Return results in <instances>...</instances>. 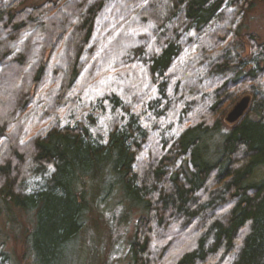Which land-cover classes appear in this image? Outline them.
<instances>
[{"label": "trees", "instance_id": "trees-1", "mask_svg": "<svg viewBox=\"0 0 264 264\" xmlns=\"http://www.w3.org/2000/svg\"><path fill=\"white\" fill-rule=\"evenodd\" d=\"M261 1L0 0V218L45 210L47 223L41 244L25 228L26 259L53 260L119 191L125 222L140 213L129 264H264V44L249 34L243 56L239 39ZM83 107L109 108L106 130ZM25 110L45 123L28 138L26 120L12 129Z\"/></svg>", "mask_w": 264, "mask_h": 264}, {"label": "rangeland", "instance_id": "rangeland-1", "mask_svg": "<svg viewBox=\"0 0 264 264\" xmlns=\"http://www.w3.org/2000/svg\"><path fill=\"white\" fill-rule=\"evenodd\" d=\"M46 1L47 0H24V2L21 3L18 8H32ZM121 3L122 1L119 2V4ZM99 30L100 26L98 27V31ZM128 34L132 35V32H129ZM249 34L258 35V42L264 44V1L258 2L256 7L251 12H249L245 18L244 26L241 29L239 37L241 41L245 42L246 48L244 52L241 51L243 56L250 55L252 51V45L248 39ZM98 35L101 38L104 37L106 35V30L102 29L101 34ZM118 37L110 39H112L111 41H114ZM59 53L60 51L56 50L54 57H57V59L60 60L63 58V54ZM184 60L185 58L182 62H184ZM261 64L263 65L264 62ZM50 76V78L45 80L46 84L44 85V93H46L47 90L51 89L52 87L57 86L56 81H58V79H54L53 77L55 76L53 75ZM85 78L81 76L80 81H83ZM148 80L149 78H147V82ZM190 82L191 81H189V84ZM102 85L106 84L102 83ZM143 88L144 90H148L149 84H144ZM75 92L82 95L84 102L92 100L95 97L94 92L91 91L89 84L86 85L84 91H81V88H75ZM169 92H172L169 94L173 95V89H171ZM35 103H38V101ZM41 111L42 110H40L38 113H35V110L33 112L25 110V118L21 121H16L15 125L12 126V129H14L16 126L14 129V131H16L18 125L23 121L25 122L26 120L28 123L24 125L23 135H26L27 138L33 136L38 131V129L44 127L45 125V123L39 120L42 118L40 115L43 112ZM20 114L22 115V112H20ZM81 114L96 115L97 118L100 116L99 111L95 110L94 108L92 110V108L89 107H83L80 110L78 117H80ZM193 114H195V112ZM173 116L174 117L172 119H176L177 117L178 120V118H180V115L176 113ZM108 117L109 108L107 109L106 114L98 118L99 130H106V119ZM17 123L18 125H16ZM223 127L224 132L228 131L227 125L224 124ZM179 128L183 127L180 126L179 122H176V124L173 125V132L177 133ZM96 131H98V129H96ZM218 137L221 136L217 135L216 138ZM260 173L262 174L263 172ZM115 194L116 195H112V197L106 199V202H100L98 208L94 207L92 212L88 211L89 216L85 218L84 222V224L88 222L87 229H81L84 225L82 222L77 223L80 231L83 230L79 237L72 239V236H69L70 238L68 237L65 240L63 246L58 245L56 247V249L59 250L58 252L56 251V255L52 257L53 260L49 261L47 259L43 264H129L131 253L128 245L130 244V240L133 236L140 213L138 210L134 209L131 219L125 222V216L123 215L125 213L124 205H114L115 201L122 196V193L116 191ZM44 211H35L33 213L34 216L32 219H29V215L26 213L23 214L18 210H16L12 215H2L0 218V253L2 250L9 253L10 257L7 259L8 264H40L38 258L34 255L30 256L29 259H26L25 245L27 243V239L24 230L27 228V226L30 227L31 233L34 234L32 241L35 244H41L43 239L42 233L47 225V223H45L46 216L42 215ZM174 246L172 247V250L174 249Z\"/></svg>", "mask_w": 264, "mask_h": 264}, {"label": "water", "instance_id": "water-1", "mask_svg": "<svg viewBox=\"0 0 264 264\" xmlns=\"http://www.w3.org/2000/svg\"><path fill=\"white\" fill-rule=\"evenodd\" d=\"M252 101L251 95L242 96L233 107L226 113L225 121L229 125H234L244 118L247 114Z\"/></svg>", "mask_w": 264, "mask_h": 264}, {"label": "bare ground", "instance_id": "bare-ground-1", "mask_svg": "<svg viewBox=\"0 0 264 264\" xmlns=\"http://www.w3.org/2000/svg\"><path fill=\"white\" fill-rule=\"evenodd\" d=\"M78 232L80 233V228H79Z\"/></svg>", "mask_w": 264, "mask_h": 264}]
</instances>
